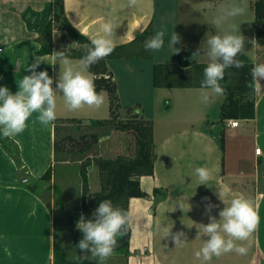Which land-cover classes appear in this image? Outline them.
Listing matches in <instances>:
<instances>
[{
    "label": "crops",
    "instance_id": "0c3cea01",
    "mask_svg": "<svg viewBox=\"0 0 264 264\" xmlns=\"http://www.w3.org/2000/svg\"><path fill=\"white\" fill-rule=\"evenodd\" d=\"M51 1L0 0V87L6 86L13 94L18 91L17 83L23 76L31 74L26 68L35 57L53 53H39L42 43L38 24ZM126 5L127 0H65V11L75 27L91 39L101 19L112 20L116 25L114 43L121 44L133 40L152 21L154 23L158 2L141 0L136 8ZM63 33L68 32L63 30ZM70 39L74 40L71 36ZM68 58L73 65H79L82 59ZM238 59L253 61L255 65L264 63V50L260 52L256 32L253 48H245ZM48 63H41L36 71L46 70L54 81L55 90L63 67L58 63L51 65L50 60ZM180 88L191 91L190 95L196 100L194 106L205 108L216 101L223 127L215 137L211 136L210 130L217 122L211 121L203 111L201 119L207 121V127L189 130L194 123L186 124L187 130L178 133L181 153L156 155L154 174L138 177L146 196L129 199L132 233L129 248L120 253L125 257V262L120 264H264V94L256 95V117L233 118L239 120V125L233 127L232 118L221 119L225 91L217 95L202 87ZM205 93L210 97L207 104L201 99ZM61 94L56 96L55 121L42 125L34 113L24 132L7 138V142L0 141V264H61L56 257L55 189L60 188L66 202L69 180L61 175L70 177L67 170L83 159H73L77 152L63 146L62 138L70 134L71 128H77V124L59 119L82 118L84 125L92 119H100L73 115V111L61 105ZM89 109V112L96 110ZM56 141L62 145L59 150H56ZM257 148H261V153L256 152ZM50 167H53L52 183H44L41 177ZM90 167L93 165H89V173L94 169ZM198 167H205L211 173L206 185H200L195 173ZM142 179L148 180L147 189L143 188ZM78 184L82 185L79 177ZM46 190L52 196L51 203L45 197ZM220 191L224 192L223 201L218 196ZM238 195L251 200L258 215V225L250 239L237 242L247 247V254L233 251L213 256L208 262L198 260L195 252L207 239L206 236L196 239L198 231L202 232L200 225L210 222L209 215L219 220V212ZM207 204L215 206L210 214L206 213ZM80 211L82 213V209ZM179 232H184L187 238L183 245H175L173 239Z\"/></svg>",
    "mask_w": 264,
    "mask_h": 264
},
{
    "label": "clouds",
    "instance_id": "9594fccd",
    "mask_svg": "<svg viewBox=\"0 0 264 264\" xmlns=\"http://www.w3.org/2000/svg\"><path fill=\"white\" fill-rule=\"evenodd\" d=\"M141 0H127V7L136 8ZM245 13V8L232 5L220 10V14L212 23L220 27L229 18H234ZM231 31L213 35L207 38V48L203 55L208 58L204 69L202 88L210 90L217 95H223L225 89L220 81L224 80L225 72L229 68L240 69L244 65L237 59L245 50V37L236 34L235 25L229 26ZM116 25L112 20L101 19L96 35L91 39V44L85 45L86 54L79 65H73L64 51H54L51 55L36 56L34 62L26 68L30 75H24L17 83L18 91L14 94L5 86L0 87V135L4 138L15 137L27 127L29 119L36 115V120L42 125H48L56 119V96L62 93L65 105L71 111H76L84 106L99 109L105 103L104 94L98 93L94 84V77L88 69L101 59L109 56L115 48L114 32ZM165 30L160 31L145 41V50L159 51L165 44ZM180 42L179 35L174 32L171 36L169 47H175ZM177 49V48H176ZM179 49L174 53H178ZM201 54L198 49L194 55ZM51 61L63 67L56 89L53 88V79L48 72L36 71L41 63ZM49 64V63H48ZM252 82L249 84L256 95L264 94V63H258L251 69ZM202 102H209V95L205 93ZM195 173L200 180V185H206L211 173L205 167H198ZM223 201L224 192L218 193ZM212 204L206 205V213H211ZM220 219L209 215V223L200 225L202 232L198 231L196 239L206 236L203 246L195 252V257L202 262H208L213 256L219 257L225 253L235 251L239 255H246L247 247L237 242L250 239L258 225V215L254 210L251 200L238 195L219 212ZM131 217L124 210L114 207L112 201L103 200L93 213V219L86 220L82 215L77 222V228L83 233V238L77 247L82 253H91L92 258H98L104 264L117 246V237L124 234V229L130 223ZM183 238V239H182ZM175 245L186 242L184 232L177 233L174 237ZM87 259V256L81 257Z\"/></svg>",
    "mask_w": 264,
    "mask_h": 264
},
{
    "label": "rangeland",
    "instance_id": "374dc122",
    "mask_svg": "<svg viewBox=\"0 0 264 264\" xmlns=\"http://www.w3.org/2000/svg\"><path fill=\"white\" fill-rule=\"evenodd\" d=\"M256 0H157L158 7L155 13L153 23L155 34L162 28L165 30L164 47L153 52L152 58H113L108 62V66L117 78L118 94L123 110L122 121L129 116L126 113L128 108L132 113L138 112L141 115L149 117L155 123V152L156 155H164L167 152L181 153V140L178 139L180 131L187 130L186 124L194 123L189 126V130H201L207 127L208 123L202 120L203 111L207 112L212 120H216L217 126L210 130V135L215 137L217 132L222 129L223 124L220 121V106L213 102L211 106H194L196 100L187 91L180 87L158 88L153 83V73L155 63L165 62L178 58L179 53H183L184 58H190L198 61H208L203 50L207 48L206 40L208 37L223 34L225 31H231L230 25L237 28L236 34L245 37V48H253L255 40V27L253 24L255 18L254 3ZM232 5H239L245 8L243 15L229 18L220 27L215 26L212 21L220 14L222 8ZM49 6V4H48ZM47 9V6L46 8ZM50 17L46 13L42 22ZM215 29V30H214ZM176 32L180 37V42L175 47H169V41L172 34ZM54 39L58 46L76 45L75 41L70 39L68 33L64 34L62 28L57 24L54 27ZM179 52L174 54L177 49ZM201 54L194 55L197 50ZM238 55L237 59L242 56ZM105 103L92 112L88 106L73 111V115L87 116L92 118H106L110 113V96L107 91H103ZM61 100V98H60ZM61 105L66 106L63 100ZM204 109V110H203ZM201 119V120H200ZM195 125V126H194ZM77 128H71L70 134L64 138V143H68L69 137L81 140L83 137L91 139L92 134H96L102 141L94 143L86 151L77 148L73 154V159L82 158V162L67 170L70 177L65 174L61 176L69 180L67 192V201L63 202L61 192H56V213H57V246L58 252L65 254L67 260H78V251L73 242V229L77 228V222L80 220L79 215L82 207V185L78 184V177L82 180L81 166L83 163L91 162L94 168L89 173L91 190L93 192L100 190L101 178L100 170L97 164L98 158H114L119 155L127 159H132L137 155L138 142L134 135L120 130L114 125H105L95 127L93 124L77 125ZM66 141V142H65ZM89 154H91L89 156ZM87 156V157H86ZM80 174H79V171ZM59 176V175H58ZM52 180H45L44 183H52ZM60 182V181H58ZM148 180L142 179L143 188L147 189ZM83 183V181H82ZM57 187V186H56ZM61 191V190H60ZM46 199L51 203L52 196L50 191L45 192ZM64 204L66 206H64ZM81 205V207H79ZM79 207V208H78ZM69 213V214H67ZM71 216V217H70ZM126 250H114L113 254L104 261V264H120L125 262V257L121 256ZM120 256H119V255ZM58 263L65 264L57 257ZM98 262V258H95ZM100 263V262H99Z\"/></svg>",
    "mask_w": 264,
    "mask_h": 264
},
{
    "label": "trees",
    "instance_id": "16d2710c",
    "mask_svg": "<svg viewBox=\"0 0 264 264\" xmlns=\"http://www.w3.org/2000/svg\"><path fill=\"white\" fill-rule=\"evenodd\" d=\"M255 18L253 21L257 43L260 46V52L264 50V0H256L254 3ZM50 17L44 22H40V42L42 48L40 54L54 51H64L67 57L82 58L85 52V45L91 44V38L82 33L69 20L65 11V0H52L49 9ZM45 17V16H44ZM59 25L62 30L76 41V45L58 46L54 39V27ZM155 35L153 21L142 32H139L133 40L121 44H115L114 51L98 63L92 65L88 70L94 75V84L96 91L101 93L107 90L110 96V116L100 119H92L90 123L96 126L114 125L120 130L126 131L136 138L139 148L137 155L132 159H127L122 155L114 158H98L97 164L100 170L101 188L93 192L90 186L88 167L89 163H83L81 166L82 175V215L86 220L93 219V213L103 200H110L114 207L120 208L129 213V199L131 197H143L146 193L141 187V175L154 174V165L156 159L155 140H154V121L138 112L132 113L128 108L129 114L126 120L122 121L123 110L118 94V86L115 73L108 66V60L113 58H152L154 53L151 50H145L144 43ZM1 49V46H0ZM182 50L178 58L167 60L165 62L155 63L153 73V83L155 87H202L204 80V69L207 62L184 58ZM243 67L240 69L229 68L225 72L224 80L220 81L225 89V100L221 107V119H253L256 117V94L249 87L252 82L251 69L255 65L253 61H242ZM59 121L82 125V118L72 117L59 119ZM224 139V138H223ZM222 139V140H223ZM1 142H7L8 139L0 135ZM99 141V136L91 135V139L83 137L76 140L69 137L68 143L63 146L68 150L81 148L86 151L94 143ZM224 144V141H222ZM59 141H56V150L60 149ZM53 178V167L41 177V180H51ZM32 191L33 186H29ZM60 193L59 187L55 189ZM69 214V213H67ZM71 217V216H70ZM124 234L117 237V246L115 250H127L131 238V225H127L123 230ZM83 238V233L78 229H73V242L78 251V260H67L65 254L58 252L56 242V257L65 264H100L91 253H82L77 247L79 241ZM87 256V259L81 257Z\"/></svg>",
    "mask_w": 264,
    "mask_h": 264
},
{
    "label": "built area",
    "instance_id": "2783aa9c",
    "mask_svg": "<svg viewBox=\"0 0 264 264\" xmlns=\"http://www.w3.org/2000/svg\"><path fill=\"white\" fill-rule=\"evenodd\" d=\"M231 125H232L233 127L238 126V125H239V120H238V119H232V121H231ZM256 152H257V153H261V148H257V149H256Z\"/></svg>",
    "mask_w": 264,
    "mask_h": 264
},
{
    "label": "water",
    "instance_id": "95a60500",
    "mask_svg": "<svg viewBox=\"0 0 264 264\" xmlns=\"http://www.w3.org/2000/svg\"><path fill=\"white\" fill-rule=\"evenodd\" d=\"M34 19H36V17Z\"/></svg>",
    "mask_w": 264,
    "mask_h": 264
}]
</instances>
